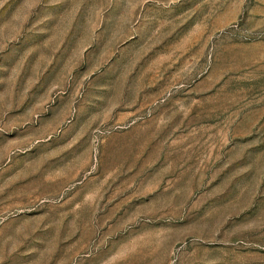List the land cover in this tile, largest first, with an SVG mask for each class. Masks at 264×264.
Returning a JSON list of instances; mask_svg holds the SVG:
<instances>
[{
	"label": "rangeland",
	"instance_id": "374dc122",
	"mask_svg": "<svg viewBox=\"0 0 264 264\" xmlns=\"http://www.w3.org/2000/svg\"><path fill=\"white\" fill-rule=\"evenodd\" d=\"M0 264H264V0H0Z\"/></svg>",
	"mask_w": 264,
	"mask_h": 264
}]
</instances>
